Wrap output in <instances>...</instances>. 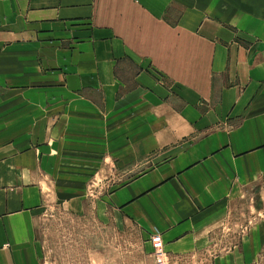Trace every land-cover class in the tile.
Segmentation results:
<instances>
[{"label":"crops","instance_id":"0c3cea01","mask_svg":"<svg viewBox=\"0 0 264 264\" xmlns=\"http://www.w3.org/2000/svg\"><path fill=\"white\" fill-rule=\"evenodd\" d=\"M138 167L108 207L170 264L207 241L213 264L255 262L261 204L217 238L264 189V0H0V264H41L46 192L85 208L86 176Z\"/></svg>","mask_w":264,"mask_h":264},{"label":"rangeland","instance_id":"374dc122","mask_svg":"<svg viewBox=\"0 0 264 264\" xmlns=\"http://www.w3.org/2000/svg\"><path fill=\"white\" fill-rule=\"evenodd\" d=\"M141 169L133 168L115 175L86 176L83 194L79 195L85 201V208L65 206L63 196L70 195L76 199L77 194L73 191L46 192L47 206L41 210L37 222L41 264H156L151 245L155 234L150 240L146 239L139 226L122 220L120 213L110 210L107 201L113 188L138 177L145 171V168ZM73 177L74 181L81 180V176ZM70 179H73L72 176ZM259 204L264 208V189L260 187L246 192L228 206L225 226L220 230L223 229L221 236L228 239L217 238L218 243H227L229 247L237 245L239 239L236 232L252 226ZM195 255L194 259L187 257L186 263L185 260L183 263L213 264L214 258L219 255V248L207 241ZM164 256L165 264H170L165 251ZM244 264H264V246L254 263Z\"/></svg>","mask_w":264,"mask_h":264},{"label":"built area","instance_id":"2783aa9c","mask_svg":"<svg viewBox=\"0 0 264 264\" xmlns=\"http://www.w3.org/2000/svg\"><path fill=\"white\" fill-rule=\"evenodd\" d=\"M151 245L153 247L155 263L165 264L163 243L158 233L151 238Z\"/></svg>","mask_w":264,"mask_h":264}]
</instances>
